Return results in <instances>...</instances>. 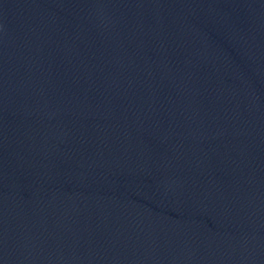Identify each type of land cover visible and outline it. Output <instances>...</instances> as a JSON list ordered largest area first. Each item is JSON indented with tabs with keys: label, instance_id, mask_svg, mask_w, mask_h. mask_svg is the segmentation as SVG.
Returning <instances> with one entry per match:
<instances>
[{
	"label": "water",
	"instance_id": "1",
	"mask_svg": "<svg viewBox=\"0 0 264 264\" xmlns=\"http://www.w3.org/2000/svg\"><path fill=\"white\" fill-rule=\"evenodd\" d=\"M0 264H264V0H0Z\"/></svg>",
	"mask_w": 264,
	"mask_h": 264
}]
</instances>
